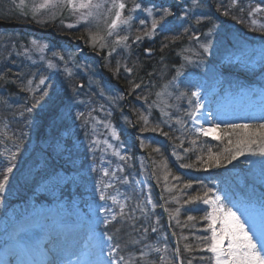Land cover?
<instances>
[{"label":"trees","instance_id":"trees-1","mask_svg":"<svg viewBox=\"0 0 264 264\" xmlns=\"http://www.w3.org/2000/svg\"><path fill=\"white\" fill-rule=\"evenodd\" d=\"M126 2L128 6L135 2H141L143 5L161 4L159 0ZM247 2L248 4L240 2L239 5H235L232 0H181L176 7L177 12L169 9L170 15L167 16L164 12L159 15L154 12L151 21L153 19L159 21V26L157 24L155 29H152L148 17L143 25L140 20L135 21L132 26L134 36H130L118 47L109 44L107 48L97 50L95 45L86 46L89 50L99 51L100 65L111 74L117 87H113L108 79L101 77L99 69L94 76L82 74L80 77L65 80L64 70L61 69L56 73L59 81H56L55 72L51 68L36 75L37 71L42 72L47 66L22 53L19 55L13 53L21 51L19 41L47 43L59 51L64 42H57L50 35H40L36 31L20 27L4 30L0 27V34L11 37V40L5 42L0 49V141H8L14 145L15 158L12 159V163L17 168L22 165L31 164L30 167L35 165V155L56 156L51 159L50 163L53 164L51 168L33 171L31 181L29 179L20 181L18 171L13 166L12 172L8 173L9 178L4 190L5 196L12 194L7 199L26 198L32 193L38 178L52 172L49 169L62 168L66 172L68 170L79 172L85 168L86 158L90 153L102 154L101 146L89 145L88 141L83 142L87 133L71 130L68 136H64L66 130L64 114L69 103L89 93L95 95L94 98L104 105L106 116L109 118L110 126L101 127V130L107 133L109 127L127 128L126 134L121 133L118 145L123 141L130 146L128 151L127 149L125 152L122 151L119 160L115 159L118 170H122L118 178L121 182L118 190L124 204L120 210L115 209L116 219L111 221L107 228L110 233L115 232L116 245H120L116 256L118 258L123 256L130 264H177L174 259V240L166 229L160 208L162 198L181 264H189V261L191 264H210L208 258L211 254L202 250L204 245L199 239L210 235L209 231H205L208 222L202 219L207 210L201 201H192L191 198L203 196L205 192L211 197L216 189L214 184L218 182L220 189L225 193L222 200L226 205L237 206L249 202L264 207V156L256 157L257 155L245 152L230 163L222 160L219 167L215 165L210 167L200 162V157L207 158L209 149L216 153L228 145L226 139L223 142L213 140L209 136L200 135L191 127L190 119L185 115L186 111H192V106L188 103L192 92L191 78L197 75L208 76L207 73L210 71L206 70L205 65L215 64L231 76V80L246 81L248 84L258 86L264 82V63L259 61L261 64L259 68L244 66L224 60L225 57L221 56L224 45L207 52L198 51V48L192 45L198 40L194 39L196 35L201 38L203 34H209L213 28L219 32L221 29L226 30L230 22L236 24L238 28L236 31L240 36L251 37L250 43L264 44V0ZM257 4L260 8L256 12L252 7ZM33 7L29 3H23V6L19 7L10 0H0V20L6 22L15 20L21 23L30 21L43 28L55 26V31L59 33L71 35L73 38H88L83 25L65 28L63 25L33 23L34 20L31 19ZM48 18L50 20V17ZM146 32H150L151 37L146 36ZM135 36H139L140 39H135ZM13 42L16 43L12 45ZM8 45L13 52L8 50ZM73 52L71 50L69 54ZM194 52L196 53L193 54ZM42 56L46 65L48 63L53 65L59 59L55 51H44ZM85 62H87L85 58L79 60V63ZM203 63L205 64L201 65ZM30 74L33 76L30 77ZM178 75L182 77L178 79ZM40 78L44 80L43 84L39 81ZM91 79L94 82L88 83ZM164 83H169L175 94L168 93L166 89L158 99L157 93ZM180 93L186 95L177 100L176 97ZM161 107L167 109V115L162 114ZM125 108L132 114L136 124L133 135L136 136L139 147L146 152V156L134 147L135 139L132 134L128 135L132 123ZM177 118L184 123L178 124ZM244 123L258 125L264 123V119L238 122ZM225 124L230 123H220L222 128ZM88 135L90 138L91 134ZM71 138L75 140L72 141ZM192 141L196 143L193 144ZM56 144L62 145L60 147L62 151L58 155L53 151ZM129 157L131 160L128 161ZM182 164L192 167H182ZM143 165L152 170L153 180L160 194L150 183L148 175L146 182L149 186V198L144 195L145 185L141 183L144 181L138 180ZM3 169V166H0V179L4 176ZM93 172L97 171L93 169ZM82 174L84 175L85 171L82 170ZM165 176L167 180L164 179ZM188 184L191 187L186 188L185 185ZM78 192L82 198L83 193ZM149 199L152 203H148ZM189 216L195 219L189 221ZM153 227L156 228L155 232L152 231ZM186 246H189L190 250H186ZM201 257L205 259L202 260Z\"/></svg>","mask_w":264,"mask_h":264},{"label":"rangeland","instance_id":"rangeland-1","mask_svg":"<svg viewBox=\"0 0 264 264\" xmlns=\"http://www.w3.org/2000/svg\"><path fill=\"white\" fill-rule=\"evenodd\" d=\"M13 2V4H17L19 7H21V0H10ZM173 2H176L178 0H170ZM43 0H23V3H29L33 6L39 5L42 3ZM95 2H99V0H95ZM232 2L235 5H239L240 2H245L248 4L247 0H232ZM124 3L126 4V8L123 10V15L125 17L131 15L133 19L131 20L129 25H120L112 35H108V24L111 23V19L114 16V10L113 12H108V7L111 5V0H105V6L100 9H93L94 15L89 18L87 22L85 21H79L78 18L80 13L75 12L73 13L70 11L66 6H57L56 8H49V9H41L39 12L35 15V17L32 16L33 23H37L36 21H43V23H37L39 25H56L60 26L63 25L65 28H72L68 27V25H73V27H76L78 25L85 26V29L87 30L88 38L85 39L83 37H77L73 38L71 35L65 34V33H59L55 31V26H48L46 28L40 27L38 25L32 24L30 21L26 23L17 22L15 20L10 21V24L13 25V23H17L19 25H24L28 27L29 29L38 31L40 35H43L45 33L51 34L55 37L57 42H64L60 46V51L56 50L53 46H48L46 43H38L37 41H19V45L21 48V51L13 52L10 48V44L8 45V50L10 52L15 53L16 55L24 54L27 55L32 60L39 61L43 63L45 66H47L42 72L37 71L36 75L45 73L46 71H49V68L54 70V75L56 76V81H59L58 76L56 75L57 72H59L61 69L64 70V80L69 79L70 77H80L82 74H88V77L91 76V74H96V68H95V62L91 60L89 57L92 52L95 55L100 56L99 51L97 52L95 50L91 51L86 48L88 45H95L97 50L100 48L108 47L107 45L112 44L114 47H118L122 44H124L130 36H134L132 33L133 31V23L135 21H146V17L149 18L151 21V16L147 14L144 9H151L153 12H159L161 9V5L155 7L150 6L154 5L153 3L150 4H141V2H135V4L139 3L141 5L140 9H134V5L132 4L128 6L126 0H124ZM232 8V7H231ZM254 9H259V4L253 6ZM132 10V11H130ZM257 12V11H256ZM21 15V14H19ZM50 17V20L49 18ZM53 21V24H51V21ZM9 22V21H8ZM1 26L4 25L3 22L0 23ZM45 27V26H44ZM2 29V28H1ZM153 29V28H152ZM237 29V28H236ZM151 32V31H150ZM149 32V34H150ZM221 32V33H220ZM220 32L217 29H214L207 35L203 34L201 38H199L196 42H193L192 46H196L198 48V51H203L204 49L201 47V45L207 44L208 45V51L213 50L217 46H223L225 44H228L229 46L223 47V53H221L222 57H225V59L228 57L229 59H233L234 62L237 58L235 54L231 51L239 47L240 52V62L246 66L255 65V68H259L262 62L264 63V44L263 43H250L252 40L251 37L248 36H240V39H237L234 35L235 31L233 26L227 27L226 30L221 29ZM215 34H221L223 37H228L223 45L219 44L222 43L223 38L217 37L215 38ZM0 34V49H2V45H4L5 42L11 40V37H5L8 36L6 34ZM152 34L146 35L148 37H151ZM95 37L96 39L93 40L92 38ZM127 37L126 41H123L122 43H117V41L122 38ZM137 36H135V39ZM260 39V38H259ZM9 43V42H8ZM16 42L11 43L14 45ZM50 49V50H49ZM34 50V52L32 51ZM73 50V54H69V52ZM93 50V49H92ZM44 51H55V55L59 57L56 63L53 65L51 63H48V65L45 64L46 61H43L42 53ZM85 53V54H84ZM194 52L193 54H195ZM53 54V52H52ZM34 56V57H32ZM82 58H86L87 62L85 63H79V60ZM235 58V59H234ZM224 59V60H225ZM205 63L201 64L204 65ZM206 70H209L210 72L208 76H202L199 78L197 85L192 83L191 91H198L200 93L199 99L202 102V107L200 108L205 111V113L202 116V119L199 120L200 125H202L205 128L210 127L212 124H216V121L218 119H222L227 117V112L229 110H232L237 116H239V111L241 109H244L245 107L254 106L258 104V101L264 106V93L257 92L258 90L253 88H248L247 86L234 84L233 81L224 83L226 79H224V76L230 77L229 75L225 74L224 76H221L220 74H216L218 71V65H210L206 66ZM222 70V69H221ZM206 73V72H205ZM35 74V71L33 72ZM178 74V73H177ZM180 74V73H179ZM181 75V74H180ZM178 75V79L181 78V76ZM33 76L30 74V77ZM264 78V73H263ZM42 80L40 78L39 80ZM94 82L92 79L88 83ZM44 83V82H43ZM42 83V84H43ZM232 83V84H231ZM171 84V83H170ZM231 84V85H230ZM237 85V86H235ZM169 86V83H164L161 88H159L158 93L166 92V89L168 93H171L174 95L173 89H171ZM264 88V82L261 85ZM211 87V88H210ZM225 88L222 90V88ZM222 90V91H221ZM253 92H257L253 95ZM163 95V94H162ZM86 98L80 100L79 103L76 106L81 107L79 110L76 106L72 108L74 111H69L70 115L68 116V125L74 126L73 124L76 122V120L79 117L80 111H88V113L85 114V121L83 126H76L78 127L77 131H80L83 134H86V139L83 141H88L89 145H99L102 148V154L97 153H90V155L86 158L85 168L83 171H85L84 175L79 174H68L63 173L61 171H58L57 173L53 174L52 176L45 177L37 182L35 193L38 196L41 197H47L49 199V202L47 203H36L33 201V199H30L28 202H22V203H13L14 206H10L7 210L5 209L6 201L8 200L9 196H5L4 191L0 192V213L6 211L2 216H0V254L3 248H5V244L10 242L11 237L9 239V236H7L8 232L12 229V232L14 231H20L22 228L26 229L28 228L27 225H30L36 220L37 222H40L41 225L50 224L53 219L61 220L59 222H62V224L58 225L57 227L66 226L67 229L73 230V226L77 225L80 228L81 232L86 233L88 236H93L99 238L97 239V245L101 246L102 249V257L103 259H89L88 264H107L108 262V247L109 241L105 240L104 234L107 233L104 231V233H101L98 229V227L101 230V227L105 226L103 223V220L105 217H107L109 220L111 219V216L113 215L111 213V208H108V206L112 203V205H123V201L121 202L120 193L118 192L116 188L117 182L116 177L121 174L122 170H118V166L115 163V159L119 160L122 154V151L125 152V149L130 148L129 144H124L123 141L117 145L118 142H114L112 140H117L120 137V133L126 134L127 128L121 126L118 130L116 128V131L111 129V133H104L101 130V127L108 124V117H104L105 120H103V115L101 114L96 115L94 114L93 110L98 111L99 113H102V109H104V105L97 101L94 97H91L89 95H84ZM160 96L157 95V98L159 99ZM255 97V98H254ZM194 100L196 98H193ZM239 104H242L241 106ZM71 107V106H70ZM167 107V106H166ZM163 113H166L167 109L165 107H161ZM208 108V110H207ZM259 108L260 107H256ZM206 109V110H205ZM258 109V110H259ZM105 110V109H104ZM223 112H222V111ZM198 114V111L195 113V116L200 117ZM209 114V115H208ZM165 115V114H164ZM235 116V115H234ZM232 114V117H234ZM230 118V117H228ZM205 123H203V122ZM72 124V125H71ZM123 125V124H122ZM135 127V124H133ZM192 128L195 129L197 126L196 124H193L191 120ZM66 129L65 133H69ZM91 134V137L89 138V135ZM108 134L110 135V139L108 140ZM129 135V131H128ZM104 140V141H102ZM60 145L53 146L54 151H57V154H59L62 149H60ZM255 147V146H254ZM137 149L140 147L137 145ZM14 153V145L10 144V142L3 141L0 142V159L4 162L3 163H9L11 160V156ZM249 154V153H248ZM250 155V154H249ZM248 155V156H249ZM260 155H257L258 157ZM261 157V156H260ZM97 160H96V159ZM52 157L50 156L49 159L46 160V163L43 160H40L38 164L33 165L30 167L31 164L22 165L20 168H17L19 171V180H27L31 181L32 178V172L36 169H41L44 166H48V163L51 161ZM94 159V160H93ZM131 160V157L128 158ZM88 160V161H87ZM252 163H254L253 160H251ZM93 169H95L97 172H93ZM147 165H143L142 170L140 172V175L138 177L139 182L145 185V192L146 190H149V186L146 182V179L149 174L152 172V170H148ZM28 176V177H27ZM116 181V182H115ZM140 183V184H141ZM68 185V186H67ZM67 187H69V190H67ZM216 186V187H215ZM214 187L216 188V191L214 195H220L221 198L224 196L225 193L223 190L220 189V186L218 185V182L214 184ZM99 189V190H98ZM16 190V189H15ZM75 191H80L83 193V198L87 201V203L84 205L83 203H79L80 200L75 196ZM104 194L106 197H109L108 199L101 200L100 196L101 194ZM148 193V192H147ZM213 195V196H214ZM15 198H11L13 202ZM15 201V200H14ZM201 203L205 205L202 201ZM80 204V205H79ZM71 206V207H69ZM105 208L106 211L101 212V208ZM207 208V212L211 210L210 205H205ZM110 210V211H109ZM234 211H237L238 214L242 215L245 219H248L249 217L254 218L257 222L260 221L262 218V212L259 211L257 207L253 206H240L233 208ZM31 216V220L24 221L26 217ZM62 217V218H61ZM74 217V219H73ZM65 218V220L63 219ZM25 225H24V224ZM32 228V227H31ZM29 229V228H28ZM73 232V231H72ZM74 233V232H73ZM210 234V232H209ZM11 236V235H10ZM78 237V236H77ZM84 241H81V244ZM111 243V242H110ZM4 246V247H3ZM3 247V248H2ZM115 256V254H114Z\"/></svg>","mask_w":264,"mask_h":264},{"label":"snow or ice","instance_id":"snow-or-ice-1","mask_svg":"<svg viewBox=\"0 0 264 264\" xmlns=\"http://www.w3.org/2000/svg\"><path fill=\"white\" fill-rule=\"evenodd\" d=\"M58 5L62 7L66 6L73 13L79 12L78 22H87L89 18L94 15L93 9H100L105 6V0H99V2H95V0H43L42 3L33 7V17H35L41 9L56 8ZM21 6H23V0H21ZM125 8L126 4L124 0H111V5L107 10L109 13L114 10V16L111 19V23L108 24V35H112L120 25L130 24L133 17L131 15L125 17L122 14ZM140 8L141 5L137 3L132 10ZM258 10L259 9H253V11ZM144 11H146L149 16L152 15L151 9H144ZM163 12L165 16L170 15L168 9H164ZM161 19H163V17H161ZM36 22L43 23V21L39 20ZM140 23L143 25L145 21L141 20ZM158 23L159 21L153 19L152 28L155 29ZM197 23H199V20ZM253 23H255V21H253ZM68 27H73V25H68ZM145 35H149V33L146 32ZM92 39L95 40L96 38L93 37ZM139 39L140 37L138 36L137 40ZM126 40L127 37H122L117 43H122ZM201 47L205 52L208 51L207 44L201 45ZM41 83H43V81H41ZM157 95L161 96L162 93H157ZM185 95V93H180L176 99H182ZM199 97L200 93L198 91L191 92L188 103L192 106V111L185 112V115L192 120L193 124L199 125L194 131L205 137L210 136L213 140L223 142L226 139L228 145L222 151L216 153H212L211 149H209V154L206 159L203 157L199 158L201 163H205L210 167L213 165L219 167L222 160L230 163L236 160L238 156L244 155L245 152L251 155L264 156V123L258 125L230 123L225 124L223 128L219 123H216L205 128L200 125L198 117L195 116V113L202 107V102ZM192 98H196L194 104ZM29 111H31V109H29ZM164 114L167 115V113ZM145 123H147L146 118ZM177 123L183 124L184 121L177 118ZM164 135L167 134L164 133ZM233 137H235V139H233ZM192 143L195 144L196 141H192ZM156 151H159V149H156ZM14 158L15 154L13 153L11 159ZM181 166L192 167V165L183 164ZM11 172V167L4 169L3 179H0V192L5 190L9 178L8 173ZM164 179L167 180V176H165ZM173 179H177V177H173ZM185 187H191V185L188 184L185 185ZM108 198L109 197H106L103 193L100 196L101 200ZM191 199L192 201H202L205 205H210L211 207V210L206 212L202 217V219L208 222L205 231H209L210 235L199 238L204 245L202 250L211 254L208 258L210 264H264V217H262L259 222L252 217L245 219L242 215L238 214L237 211H234L232 207L226 205L220 195L209 197L208 192H205L203 196H196ZM148 203H152V201L149 199ZM100 211L104 212L106 209L102 207ZM121 216H123V213H121ZM112 219L114 220L116 217L113 216ZM194 219L195 217H188L189 221ZM103 223L108 225L110 220L105 217ZM152 231L155 232L156 228L153 227ZM104 238L109 241L107 245V256L109 258L107 264H130L129 261H125L123 256H120L119 260L115 259L114 254L117 253V249L120 245L117 244L113 246L110 243L113 238L108 233L104 234ZM186 250H190V247L186 246ZM201 259L203 260L205 258L201 257ZM189 264H191V261H189Z\"/></svg>","mask_w":264,"mask_h":264},{"label":"bare ground","instance_id":"bare-ground-1","mask_svg":"<svg viewBox=\"0 0 264 264\" xmlns=\"http://www.w3.org/2000/svg\"><path fill=\"white\" fill-rule=\"evenodd\" d=\"M201 110L200 114V109L198 111L199 120L205 113L203 109ZM29 220L31 216L24 219V221ZM52 220L46 227L34 220L32 224L27 225L29 229L12 232V228L7 234L9 239L12 236V241L1 251L0 264H42L44 260L46 264H54V260L56 264H88L89 259H103L101 246L96 243L99 238L81 232L77 225L73 226V230L62 225L57 227L62 223L59 222L61 220L53 218ZM35 235L42 236L45 240L37 250H34L33 245L30 244ZM81 241L84 242L81 244ZM51 258L54 259L52 262Z\"/></svg>","mask_w":264,"mask_h":264}]
</instances>
